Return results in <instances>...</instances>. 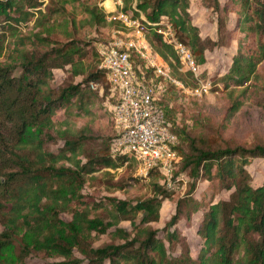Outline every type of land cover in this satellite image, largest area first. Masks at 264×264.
<instances>
[{"label":"trees","instance_id":"1","mask_svg":"<svg viewBox=\"0 0 264 264\" xmlns=\"http://www.w3.org/2000/svg\"><path fill=\"white\" fill-rule=\"evenodd\" d=\"M104 1L106 4L112 0H0V57L7 53L6 61H0L3 264H13L7 258L8 250L14 249L19 258L24 256L23 249L26 254L33 251L24 241V233L37 249L64 257L61 264H264V182L254 186L248 169L253 159L264 158V143L198 142L170 115L168 95L175 89L181 91L174 84L169 85L160 106L178 136V169L189 176L191 183L189 191L177 199L175 213L164 227L159 229L153 224L161 220L162 207L174 191L163 183L160 171L151 172L152 194L144 199H96L84 192L91 179L101 180V176L91 174L118 169L131 160L137 165L132 156L111 155L114 125L108 110L105 114L112 131L109 144L87 154L82 149L90 138L95 117L105 107L107 93L100 95L90 85L106 79L105 70L100 68L98 44L78 35L87 26L114 27V31L121 27L108 21V13L100 5ZM121 1L117 10L131 13L136 3V15L142 12L153 23L171 24L197 62L204 61L207 51L227 44L230 33L238 32L231 66L216 80L223 90L230 91L226 119L230 121L242 109L264 62V0H201L207 10L217 14L216 37L203 36L193 23L191 0ZM232 16L235 22L230 29ZM29 22H33V28L25 33L23 26ZM149 29L153 47L169 60L173 76L187 86H195L188 84L187 73L171 61V57L176 59L174 50L156 32V26ZM133 59L143 64L135 56ZM56 69L69 70L73 78L82 79L53 88ZM252 101L261 104L260 100ZM61 110L66 113L60 131L65 144L57 153L49 152L45 150L47 133L54 128V116ZM77 122L84 125L76 134ZM182 139L187 149L181 147ZM204 180L218 181L220 187L231 192L229 198L212 199L208 204L196 198L193 193L198 182ZM106 182L114 191L128 186L124 178L115 181L112 177ZM62 211L69 212L72 220L61 219ZM195 220L202 239L196 256L179 228L182 222L192 226ZM123 221L132 225L131 230L117 228L123 242L94 246L92 231L104 234ZM76 250L83 258L76 255Z\"/></svg>","mask_w":264,"mask_h":264},{"label":"rangeland","instance_id":"2","mask_svg":"<svg viewBox=\"0 0 264 264\" xmlns=\"http://www.w3.org/2000/svg\"><path fill=\"white\" fill-rule=\"evenodd\" d=\"M118 1V0H117ZM191 13L193 17V23L198 25L203 36L210 35L212 37L217 36V23L216 12L207 10L201 0H191ZM224 1V0H222ZM106 2V1H104ZM102 2L100 5L105 9ZM112 0L106 3V5L113 9ZM112 3V4H109ZM112 5V6H111ZM118 5V4H117ZM133 6H136L134 3ZM235 22V16L231 18L230 29ZM33 28V22L24 24L23 31L28 33ZM114 33V27L106 29L89 27L87 26L82 32L79 33V38L96 41V45L105 43L112 39ZM61 37V35H60ZM237 38L238 32L233 31L229 35V41L227 44L220 47H216L213 50L207 51L204 61H198L201 65V78L205 81L210 80L212 82V90L207 95L194 96L178 89L172 90L168 95L167 105L170 109V115L173 121L176 122L180 128H185L190 136L197 139L198 142H209L211 144L220 145H254L258 143H264V62L261 64L258 70V81L255 85L251 86L247 95V102L242 109L235 114V116L229 121L226 119L227 108L231 103L229 98L230 91L223 90L218 85L216 78L222 77L229 70L232 57L237 50ZM7 59V53L0 57V61L5 62ZM173 62L181 70V65L176 64L177 60ZM186 72V78L188 84L196 85V79L189 71ZM190 73V75L188 74ZM82 77H72L70 71L64 69L55 70V79L51 82L53 88H60L67 86L68 83L74 84L79 82ZM218 85V89L214 88ZM191 87V86H190ZM241 92V89H238ZM236 92V93H240ZM170 96V98H169ZM252 99L260 100V105H257ZM107 108L104 107L100 116L97 115L93 122L92 128L88 133L90 135L89 140L83 145V153H92L100 151L106 148L110 142L112 131L110 130V122L106 116ZM55 126L47 133V142L45 144V150L49 152L57 153L62 149L65 144V138L60 136L62 131L61 121L66 118L64 110L58 111L55 116ZM83 122H77L75 132L78 133V128L83 127ZM73 131L70 133L71 136ZM181 147L187 149L186 140H181ZM84 156V154H81ZM63 162H59L62 164ZM69 164V163H67ZM248 169L252 175V183L254 186H260L264 182V158H255L252 160ZM106 172V173H105ZM111 173V175L107 174ZM155 173V172H154ZM90 176H101V180L91 179L85 186L84 192L96 199L103 197L117 196L120 199H144L151 196V181L153 174L143 176L139 173L138 166L132 160L127 161L122 167L118 169L107 168L102 171L91 174ZM127 181L128 186L124 190H110L109 185L106 182L108 179ZM191 180L186 173L177 170L176 184L174 196L165 201L161 210V220L153 225L156 228H163L167 220L175 213L176 201L179 197L185 195L190 188ZM230 191H227L220 187L218 181L209 182L207 180L199 181L197 189L193 195L198 199H203L208 204L212 199L217 201L220 198L228 199ZM198 217V214L195 218ZM60 218L68 222L72 220V215L69 212L62 211ZM197 220V219H196ZM194 221L192 226H186L184 222L179 225V228L187 236V240L191 246L192 254L197 255L201 246L202 239L197 233V221ZM109 221V220H108ZM117 228L132 229L131 222L123 221L119 225H113L107 233L98 234L96 231L91 232V239H93L94 246H101L106 243L115 242L121 243L123 240L117 234ZM5 231V226L0 225V233ZM24 241L33 247L32 252H26L23 249V255L21 258L17 256L14 249L7 251V258L13 264H61L66 259L62 256L56 255L49 250H39L34 247L33 241L24 233ZM18 250V249H17ZM76 255L80 258L83 256L78 250ZM22 259L24 261H22ZM0 264L3 261L0 259Z\"/></svg>","mask_w":264,"mask_h":264},{"label":"built area","instance_id":"3","mask_svg":"<svg viewBox=\"0 0 264 264\" xmlns=\"http://www.w3.org/2000/svg\"><path fill=\"white\" fill-rule=\"evenodd\" d=\"M117 4L122 5V1L113 2V9L103 3L108 21L121 24L111 40L98 45L100 68L105 70L106 79L90 83L100 95L107 93L104 105L114 125L110 152L113 157L132 156L143 176L160 171L163 183L175 189L181 160L175 148L178 136L160 103L170 84L185 93L202 96L211 92L212 82L201 78V66L171 24L166 21L153 23L142 12L136 15V6L131 13L117 10ZM151 25L156 26V32L172 47L181 70L192 73L197 81L195 86H187L173 76L169 60L156 51L150 41ZM133 56L143 64H136ZM170 59L175 62L172 57Z\"/></svg>","mask_w":264,"mask_h":264},{"label":"bare ground","instance_id":"4","mask_svg":"<svg viewBox=\"0 0 264 264\" xmlns=\"http://www.w3.org/2000/svg\"><path fill=\"white\" fill-rule=\"evenodd\" d=\"M109 4H112V3H109ZM112 6V5H111Z\"/></svg>","mask_w":264,"mask_h":264}]
</instances>
